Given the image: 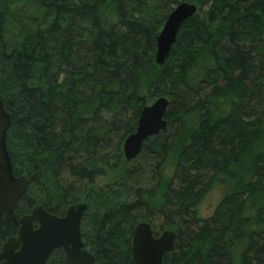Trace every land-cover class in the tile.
I'll list each match as a JSON object with an SVG mask.
<instances>
[{
    "label": "trees",
    "instance_id": "1",
    "mask_svg": "<svg viewBox=\"0 0 264 264\" xmlns=\"http://www.w3.org/2000/svg\"><path fill=\"white\" fill-rule=\"evenodd\" d=\"M182 1L197 12L160 65L157 36ZM0 94L14 174L29 179L18 215L88 203L81 233L96 264H135L142 221L177 232L165 264H264V0H0ZM161 96L167 129L98 183L128 162L124 141ZM17 232L0 221V250ZM45 264H67L63 249Z\"/></svg>",
    "mask_w": 264,
    "mask_h": 264
},
{
    "label": "water",
    "instance_id": "2",
    "mask_svg": "<svg viewBox=\"0 0 264 264\" xmlns=\"http://www.w3.org/2000/svg\"><path fill=\"white\" fill-rule=\"evenodd\" d=\"M197 12V5L187 1L178 3L169 13L157 36L156 62L164 64L174 46L181 26ZM170 100L166 96L147 104L141 111L137 128L124 141L126 161L135 159L143 143L151 136L167 129L165 118ZM12 115L0 94V221L5 218L17 228V235L5 241L0 250V264H45L56 249H63L67 264H96L95 256L82 238V219L88 203L69 206L65 215L48 212L41 204L29 213L18 215L16 206L29 186L26 175L16 176L7 147V136L12 126ZM177 232L165 230L153 234L152 225L136 224L132 238L131 259L135 264H165V254L174 250Z\"/></svg>",
    "mask_w": 264,
    "mask_h": 264
},
{
    "label": "rangeland",
    "instance_id": "3",
    "mask_svg": "<svg viewBox=\"0 0 264 264\" xmlns=\"http://www.w3.org/2000/svg\"><path fill=\"white\" fill-rule=\"evenodd\" d=\"M156 99L149 100L148 104H151ZM259 149L264 151V142L259 146ZM129 166V162H123L121 167L105 176H101L98 178V183H105V182H112L118 177H120L126 167ZM174 161L169 158L166 162V172L167 174H171L173 171ZM234 189V185L232 182H227L224 184L216 185L203 199V201L198 205L196 208L198 214L201 217H209L211 216L215 209L217 208L218 204L221 202L222 198L224 197L225 193L232 191ZM264 200V197H263Z\"/></svg>",
    "mask_w": 264,
    "mask_h": 264
}]
</instances>
